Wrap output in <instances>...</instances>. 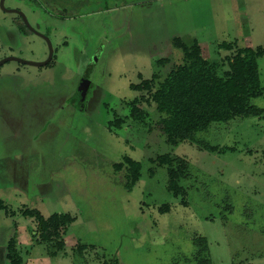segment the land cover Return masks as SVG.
I'll return each mask as SVG.
<instances>
[{
  "label": "rangeland",
  "instance_id": "374dc122",
  "mask_svg": "<svg viewBox=\"0 0 264 264\" xmlns=\"http://www.w3.org/2000/svg\"><path fill=\"white\" fill-rule=\"evenodd\" d=\"M31 1L40 8L35 16L27 0L6 6L22 2L42 26L61 15L70 26L62 36L70 40L53 67L10 62L0 70V199L9 211H0V248L16 239L26 259L36 222L22 210L32 209L75 219L65 264H197L196 239L207 244L204 257L212 264H264V117L215 123L198 134L214 152L188 142L173 146L151 92L131 88L183 64L182 50L172 45L177 37L196 38L220 73L238 47L264 48V0ZM0 17L10 18L1 10ZM29 41L13 54L36 62L48 57L44 41ZM222 43L233 50L220 49ZM161 59L172 64L160 68ZM258 64L264 87V57ZM86 74L91 98L80 116L69 107ZM137 97L148 114L145 126L132 122L130 130L110 132ZM252 104L264 108V97ZM26 154L34 164L27 165ZM164 155L188 165L184 196L168 189V168L155 162ZM126 157L142 166L132 190L126 170L114 167ZM73 246L85 247L83 255H74Z\"/></svg>",
  "mask_w": 264,
  "mask_h": 264
},
{
  "label": "trees",
  "instance_id": "16d2710c",
  "mask_svg": "<svg viewBox=\"0 0 264 264\" xmlns=\"http://www.w3.org/2000/svg\"><path fill=\"white\" fill-rule=\"evenodd\" d=\"M172 45L182 50L183 64L172 67L163 79L155 75L153 88L146 85L147 90H153L152 101L157 106V112L163 116L159 123L170 145L179 146L188 142L206 151H217V148L199 140L198 134L209 132L215 123H229L236 118L264 117V108L252 104L253 99L264 97L258 64V60L264 57V48L238 47L236 54L228 59L229 69L220 73L214 64L205 60L196 38H174ZM233 47L231 43L219 45L220 49L227 51L233 50ZM164 64L161 63L162 66ZM130 113L135 121L143 122L148 117L136 107ZM155 162L158 166L168 168L169 191L176 197L184 196L180 181L186 176L188 165L172 155L160 156ZM114 167L117 171L126 170L128 190H132L141 179V163L128 157ZM3 208V202L0 201V210ZM24 215L35 219L40 239L51 244L52 258L65 252L63 237L75 222L70 214L57 213L45 219L39 212L29 210ZM195 244L199 248L197 264H212L204 257L207 256V244L200 239H196ZM85 249L78 246L76 251L82 253Z\"/></svg>",
  "mask_w": 264,
  "mask_h": 264
},
{
  "label": "flooded vegetation",
  "instance_id": "af4514ba",
  "mask_svg": "<svg viewBox=\"0 0 264 264\" xmlns=\"http://www.w3.org/2000/svg\"><path fill=\"white\" fill-rule=\"evenodd\" d=\"M7 1L8 0H0V10L4 13L5 16L10 17V18L0 17V70L2 68H4V66H6V64H8L10 62H16V63L21 64V65H28V66L41 67V68L55 66V63L57 61L55 59H57V55H59V53L63 52V49H66L69 47V40H70L69 37L70 36H62L63 33H66L67 31L70 30L69 23L67 21H65L66 19H64L61 15H59L56 17V20L54 22L49 21L47 23H43V26L38 24V23L36 24V23H34L33 20L30 19V17L27 15V13L19 6V4L20 5L22 4V2H20V3L15 2L16 5L9 7V6H6ZM117 1L118 0H116V2ZM27 7H28L29 11L34 16L40 11L39 10L40 8L33 5L31 0H27ZM50 8H52L54 10H59L58 6H50ZM35 18L36 17H34V19ZM59 34H61V36H59ZM52 37L56 39V42L57 41L60 42L61 46L59 45V48H56V46L54 45ZM30 38H39L42 41H44V43L46 44V47L48 49V57L47 58H45L42 61L36 62V61H29V60L17 57L13 54V52H15L14 48L20 50L22 43H28V44L30 43V41H29ZM177 38H179V37H177ZM12 39H16L17 41L13 42ZM17 44L19 45V47H16ZM23 61H26V62H23ZM27 62H31V63H45V62H47V63L45 65H33V64L31 65V63L29 64ZM161 63L170 64L171 61H170V59L169 60L161 59V60L157 61V65L160 68H163V67H165V64L162 66ZM165 74H167V73H165ZM155 75H160L161 77H163V75L161 73H154L153 78H151L150 80L140 78L141 83L138 85H132L131 88L135 92H139L141 90H146L148 92H152L153 90L150 91V90L146 89V85L149 84L151 88H153L155 86L152 84ZM83 81H89V83H90V80L88 79L87 74L82 77V80L80 81V84L77 88V93L75 94L76 100H74L75 104H74V102H72L73 104L69 107L70 110H73V108L76 109L78 114H80V116L85 114L87 107H88V104H89V101H90V98H91V95H90L91 83L88 85V88L84 91V94L82 93V89H81V91H79L80 85ZM151 99H152V97H151ZM140 102H141V100H139L137 97L135 100H133L129 103V106H128L129 115L128 116L121 117V116L116 115L115 120L113 122H111L108 126L109 131L116 133L119 131V129L131 126L130 123H132V122L140 123V124L145 126L144 122L146 120L142 122V121H135L131 118L130 111L133 107H136V108H139L142 110V108H140ZM143 113L148 115L144 111H143ZM159 121H160V119H159ZM118 122L119 123L121 122L120 123L121 125H119ZM11 124L13 127V122H11ZM24 125H25V121L22 122V124L20 125L22 127V129L24 128ZM159 126L162 129L161 125H159ZM128 130H130L129 127H128ZM150 131L151 130L147 128L145 130V133L148 134V133H150ZM136 135L138 137H141V138L146 137L145 134L142 136H139L138 134H136ZM30 139L33 141L35 140V138H33V137ZM212 147H214V146H212ZM199 148L202 149L201 147H199ZM215 148H217V147H215ZM202 150H204V149H202ZM24 158L27 160V165L28 164L31 165V164L35 163L34 157H32L29 154H26ZM124 159H123V161H124ZM135 162H137V161H135ZM168 185H169V183H168ZM0 201L3 202V206H4V208L1 209L0 211H6V213L9 214V211L7 210V207L4 203V201L1 199H0ZM29 210H32V209L22 210L23 215H24V213H26ZM32 211H37V210H32ZM37 212H39V211H37ZM31 219H33V218H31ZM45 219H48V218H45ZM33 220L35 221V219H33ZM64 237H65V235H64ZM64 237H63V239H64ZM16 241H17L16 239L11 240L8 242L7 246H3L0 248V259L1 260H7L9 262V264H16V263L17 264H31V263H29L31 260V255L34 256L38 252L37 250H39V246H44L47 255L51 259H54L50 255V251H52L51 244L47 243V242H43L40 239V233H39L37 223H36V232H33L31 237L29 236L28 241L26 243V246H28L27 249H31V252H30V250H26V254H25L26 259H24L23 254H22V250H21V244L22 243L16 242ZM64 244H65V249H66L65 239H64ZM73 247H78V246H73ZM75 249H77V248H75ZM65 254H66V250L61 255H65ZM73 254L74 255H80V256L83 255L79 251L73 252Z\"/></svg>",
  "mask_w": 264,
  "mask_h": 264
},
{
  "label": "crops",
  "instance_id": "0c3cea01",
  "mask_svg": "<svg viewBox=\"0 0 264 264\" xmlns=\"http://www.w3.org/2000/svg\"><path fill=\"white\" fill-rule=\"evenodd\" d=\"M64 239L66 241V254L65 255H61L57 257L56 259H51L47 255L46 251L38 250L39 252H37L34 256L31 255V260L29 263L31 264H65V261H67L68 258H70L71 256L70 254H68V249L71 248L70 247L71 244L69 243V237L67 236V233L65 234ZM41 247L43 246H39L40 249Z\"/></svg>",
  "mask_w": 264,
  "mask_h": 264
},
{
  "label": "water",
  "instance_id": "95a60500",
  "mask_svg": "<svg viewBox=\"0 0 264 264\" xmlns=\"http://www.w3.org/2000/svg\"><path fill=\"white\" fill-rule=\"evenodd\" d=\"M23 62H26V61H23ZM27 63H31V62H27ZM47 62H45V63H31V65L33 64V65H45ZM90 83H89V81H83L82 83H81V85H80V90L79 91H81V89H82V93L84 94V91L88 88V85H89Z\"/></svg>",
  "mask_w": 264,
  "mask_h": 264
}]
</instances>
